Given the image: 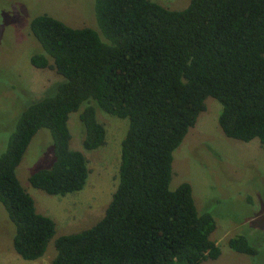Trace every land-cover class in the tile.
Listing matches in <instances>:
<instances>
[{
    "label": "trees",
    "instance_id": "1",
    "mask_svg": "<svg viewBox=\"0 0 264 264\" xmlns=\"http://www.w3.org/2000/svg\"><path fill=\"white\" fill-rule=\"evenodd\" d=\"M101 33L75 29L48 15L29 24L43 52L37 69L62 77L54 95L28 106L0 154V204L14 226L12 246L25 261L43 257L56 227L36 212L16 170L34 136L49 131L54 161L28 178L50 196L81 191L88 161L69 147L70 115L84 128L82 147L105 144L96 107L128 119L118 184L92 227L58 237L50 264H201L221 254L216 221L197 211L192 188L170 189L173 153L207 98L220 106L218 125L230 139L264 145V0H190L181 10L151 0H95ZM233 251H257L246 237Z\"/></svg>",
    "mask_w": 264,
    "mask_h": 264
},
{
    "label": "rangeland",
    "instance_id": "2",
    "mask_svg": "<svg viewBox=\"0 0 264 264\" xmlns=\"http://www.w3.org/2000/svg\"><path fill=\"white\" fill-rule=\"evenodd\" d=\"M170 10L184 9L190 0H151ZM39 15H48L65 25L91 28L101 33L95 16V0H0V154L20 114L31 104L54 95L62 77L55 71L37 69L30 58L43 52L31 36L29 24ZM206 108L173 153L170 189L187 182L192 188L199 213H210L216 221L211 239L221 254L201 264H264V145L227 138L217 119L221 106L207 98ZM97 120L106 131L105 144L95 150L82 147L84 128L78 112L70 115L69 147L88 161L84 188L65 196H50L33 188L28 178L38 170L51 168L54 157L48 130L41 129L29 144L17 178L32 197L36 212L51 218L56 227L43 257L25 261L13 249L14 226L0 204V264H50L54 242L95 225L105 213L118 184L121 142L128 119L106 114L96 107ZM246 237L257 251L254 256L239 254L228 246L234 237Z\"/></svg>",
    "mask_w": 264,
    "mask_h": 264
}]
</instances>
